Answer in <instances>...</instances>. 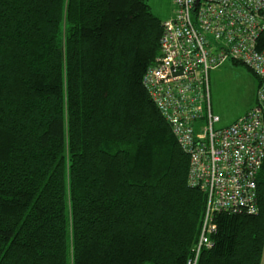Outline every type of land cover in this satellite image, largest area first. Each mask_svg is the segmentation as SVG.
<instances>
[{
  "label": "trees",
  "instance_id": "trees-1",
  "mask_svg": "<svg viewBox=\"0 0 264 264\" xmlns=\"http://www.w3.org/2000/svg\"><path fill=\"white\" fill-rule=\"evenodd\" d=\"M161 33L147 0H0V264L193 258L205 194L142 84ZM256 182L197 264L264 263Z\"/></svg>",
  "mask_w": 264,
  "mask_h": 264
},
{
  "label": "built area",
  "instance_id": "built-area-1",
  "mask_svg": "<svg viewBox=\"0 0 264 264\" xmlns=\"http://www.w3.org/2000/svg\"><path fill=\"white\" fill-rule=\"evenodd\" d=\"M161 22L159 55L142 84L188 157L187 183L205 194L193 258L211 248L214 215L257 213V175L264 160V0H173ZM226 62L244 65L258 80L255 105L217 127L209 73ZM264 264V263H263Z\"/></svg>",
  "mask_w": 264,
  "mask_h": 264
},
{
  "label": "rangeland",
  "instance_id": "rangeland-1",
  "mask_svg": "<svg viewBox=\"0 0 264 264\" xmlns=\"http://www.w3.org/2000/svg\"><path fill=\"white\" fill-rule=\"evenodd\" d=\"M161 22L170 17L172 0H147ZM212 113L220 118L217 127L229 125L250 107L256 93V78L244 65L226 62L209 74Z\"/></svg>",
  "mask_w": 264,
  "mask_h": 264
},
{
  "label": "crops",
  "instance_id": "crops-1",
  "mask_svg": "<svg viewBox=\"0 0 264 264\" xmlns=\"http://www.w3.org/2000/svg\"><path fill=\"white\" fill-rule=\"evenodd\" d=\"M172 3H173V0H172ZM172 6H173V9H172V11L170 12L169 17L172 16L173 11H174V5H172ZM222 65H223V64H222ZM218 67H219V66H218ZM215 69H216V68H215ZM215 69H213V70H211V71H214ZM211 71H210V72H211ZM209 74H210V73H209ZM257 85H258V82H257V80H256V88H257ZM255 102H256V96H254V99H253V101H252L250 107H248V109L245 111V113L255 105ZM245 113H244V114H245ZM235 120H236V119H235ZM235 120H234V121H235ZM234 121H233V122H234ZM233 122H231L230 124H232ZM230 124H229V125H230ZM226 126H228V125H226Z\"/></svg>",
  "mask_w": 264,
  "mask_h": 264
},
{
  "label": "bare ground",
  "instance_id": "bare-ground-1",
  "mask_svg": "<svg viewBox=\"0 0 264 264\" xmlns=\"http://www.w3.org/2000/svg\"><path fill=\"white\" fill-rule=\"evenodd\" d=\"M218 68V67H217ZM163 118V117H162ZM166 122V121H165ZM258 211V210H257ZM215 223V222H214ZM201 229V228H200ZM200 233V232H199ZM203 251V250H202ZM202 253V252H201ZM189 258H192V257H189ZM198 263V262H197Z\"/></svg>",
  "mask_w": 264,
  "mask_h": 264
}]
</instances>
